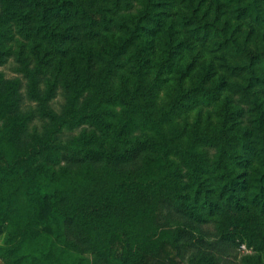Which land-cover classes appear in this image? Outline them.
Here are the masks:
<instances>
[{
	"label": "trees",
	"instance_id": "trees-1",
	"mask_svg": "<svg viewBox=\"0 0 264 264\" xmlns=\"http://www.w3.org/2000/svg\"><path fill=\"white\" fill-rule=\"evenodd\" d=\"M200 1L0 0V64L15 28L34 44L29 92L54 131L83 130L65 145L30 134L21 83L0 72V237L17 229L30 248L0 246L11 264H224L243 244L264 250V0H211L214 15ZM190 43L221 52L223 73L160 104L162 76L190 74L173 46ZM39 72L68 94L61 115ZM218 102L217 122L174 120Z\"/></svg>",
	"mask_w": 264,
	"mask_h": 264
},
{
	"label": "rangeland",
	"instance_id": "rangeland-1",
	"mask_svg": "<svg viewBox=\"0 0 264 264\" xmlns=\"http://www.w3.org/2000/svg\"><path fill=\"white\" fill-rule=\"evenodd\" d=\"M210 1L211 0H202L200 3L202 7L209 10L211 15H214L216 13V8L210 3ZM139 3L140 1H137L136 6H138ZM167 10L173 13H180L184 11V7L170 3L167 6ZM222 18H226V16L223 15ZM12 30L13 38L11 42L7 44V49L10 55L7 62L0 64V72L7 78L18 80L21 83V93L23 96L22 111L28 118L29 132L30 134L40 137L52 134L58 144H68L73 135L79 136L83 130L82 128H75L71 130L67 127H63L62 129H59V132L54 131L56 129L54 120L44 113L41 102L30 95L29 92L31 74L38 71V66L36 64L37 56L32 50L34 44L31 41H27L20 37L17 32H15V28ZM166 37L163 35L155 40L157 49H161V51H163V48L169 49L170 44L167 41L168 37ZM173 47H175L173 48L175 51H178L176 53L177 62L182 69H187L189 67L190 74L182 76V73H173L162 76L164 80L158 95V101L160 104L170 103L173 98L177 97L179 91L182 88L189 87L194 78L199 74L214 71L212 76L214 78H219L223 73V54L215 50L213 46L190 43V46H184L180 49H176L175 45ZM47 74L48 75L46 76L40 72L35 74L37 89L44 97V95L50 91L51 86L55 87L54 91L50 95V98L45 102V105L49 112L61 115L68 106V94L65 92L60 83H57V87L54 86L55 80L52 74ZM221 97L222 101L227 97L233 101L237 100V97L228 91H223ZM220 105L221 102H218L212 107H187L182 109L180 114L175 117L174 120L180 125H192L195 122H200L201 124H205L208 121L217 122L219 120L218 110H220ZM44 225L45 223H39L38 228L42 229ZM16 230H14L15 232H12L7 229L0 237V246L9 248L18 246V250L20 252H25L27 254L30 252V248L27 246H21L22 234L19 233V236H17ZM47 239L51 242L58 243L60 247L65 246L63 242L58 241L55 235H51ZM44 240L45 239H41L38 241V247H40V249H43L45 246ZM34 254L38 257L39 253L36 252ZM80 258H83L81 254L76 252L71 253L72 262L73 260ZM13 260L14 258L12 256H10V258H6L0 254V264H11ZM89 261H91V258L87 257L85 258L83 264H91ZM224 262L225 260L221 263ZM224 264H264V250H255L253 248H249L246 244H243L239 250L232 252L230 256L227 257Z\"/></svg>",
	"mask_w": 264,
	"mask_h": 264
}]
</instances>
